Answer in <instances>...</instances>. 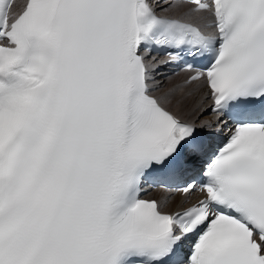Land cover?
Wrapping results in <instances>:
<instances>
[{"label":"snow or ice","instance_id":"snow-or-ice-1","mask_svg":"<svg viewBox=\"0 0 264 264\" xmlns=\"http://www.w3.org/2000/svg\"><path fill=\"white\" fill-rule=\"evenodd\" d=\"M0 264H264V0H0Z\"/></svg>","mask_w":264,"mask_h":264},{"label":"bare ground","instance_id":"bare-ground-1","mask_svg":"<svg viewBox=\"0 0 264 264\" xmlns=\"http://www.w3.org/2000/svg\"><path fill=\"white\" fill-rule=\"evenodd\" d=\"M159 195H162V193H160ZM159 195H158V196H159Z\"/></svg>","mask_w":264,"mask_h":264}]
</instances>
